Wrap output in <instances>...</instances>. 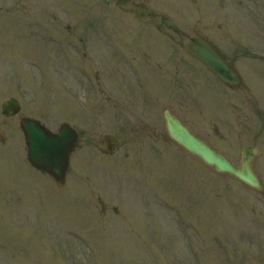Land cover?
<instances>
[{"label":"rangeland","instance_id":"obj_1","mask_svg":"<svg viewBox=\"0 0 264 264\" xmlns=\"http://www.w3.org/2000/svg\"><path fill=\"white\" fill-rule=\"evenodd\" d=\"M137 1L159 18L142 27L113 0H0V105L21 104L0 115V264H264V192L146 137L171 110L235 163L259 146L264 184V0ZM194 34L233 60L242 87L200 65L185 92L168 83L148 86L150 98L116 97L112 44L178 51ZM22 117L79 133L64 186L27 165ZM143 124L138 136L118 132ZM108 136L119 145L104 155Z\"/></svg>","mask_w":264,"mask_h":264},{"label":"water","instance_id":"obj_2","mask_svg":"<svg viewBox=\"0 0 264 264\" xmlns=\"http://www.w3.org/2000/svg\"><path fill=\"white\" fill-rule=\"evenodd\" d=\"M116 1L122 9L126 4H132L134 0ZM136 14L143 21L155 17V14L143 5L138 6ZM185 50L199 60L223 84L229 87H237L241 84L237 73L202 37H191L185 44ZM19 111L20 105L15 99H7L1 106V114L4 117H11ZM164 120L169 139L186 153L198 159L205 167L219 175L230 177L255 192L263 191L261 180L253 167L254 158L260 153L257 148L244 147L241 151L240 163L236 166L226 156L192 134L168 111L164 112ZM19 126L24 133L29 164L47 173L57 185L63 184L70 155L77 145L75 130L67 124H62L56 133H52L38 121L29 118L21 119ZM115 144L114 140L108 139L103 144V148L108 151L109 145Z\"/></svg>","mask_w":264,"mask_h":264},{"label":"flooded vegetation","instance_id":"obj_3","mask_svg":"<svg viewBox=\"0 0 264 264\" xmlns=\"http://www.w3.org/2000/svg\"><path fill=\"white\" fill-rule=\"evenodd\" d=\"M161 22L165 23V20H161ZM140 24L142 27L146 26V24L141 22ZM139 38L143 40L140 42L146 43L144 40L152 37L140 36ZM156 39H161V37ZM125 44H128V46ZM112 45L115 56L113 57V75L117 98H135L136 95L139 99H141V97L143 99L145 97L150 98L151 92L148 86H153L157 89L161 87L163 91H166L165 88L168 86V83H170L171 87H175L176 94H179L182 89L184 92L188 90L189 85L187 81L192 74L196 81L193 71L194 68L198 69L200 64L184 52V45H181V43L177 45L180 46L178 51H173L172 46L169 47L166 41L158 42L154 44L151 49L145 50L141 45L132 41ZM125 48L128 49V51H125ZM163 49H165V51H163ZM122 82H125L124 86ZM157 89H155V91H157ZM174 98L175 99L171 100V102L180 103L177 96ZM145 127H147V125L143 124L141 128L135 130L134 128H127L124 126L122 129L118 130V132L122 135H130L133 137L143 133L141 130ZM146 137L157 139L167 138V135L165 128H163V132L162 130L157 131L155 128H152V131L149 132Z\"/></svg>","mask_w":264,"mask_h":264}]
</instances>
